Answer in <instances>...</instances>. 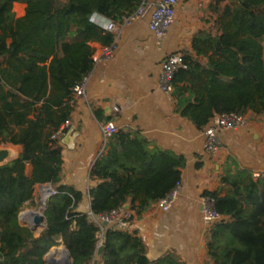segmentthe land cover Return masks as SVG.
I'll return each instance as SVG.
<instances>
[{
    "label": "trees",
    "instance_id": "1",
    "mask_svg": "<svg viewBox=\"0 0 264 264\" xmlns=\"http://www.w3.org/2000/svg\"><path fill=\"white\" fill-rule=\"evenodd\" d=\"M143 0H0V146L20 153L0 165V264H46L44 256L63 246L71 264H183L168 253L150 262L135 233L105 227L96 259L98 227L92 217L123 209L133 218L179 184L185 160L148 151L136 135L117 133L90 170L98 184L89 191L90 215L76 212L82 194L62 185V146L53 138L70 118L73 88L91 72L93 43L114 42L113 33L90 22L93 14L115 25ZM25 5L15 18L13 4ZM264 0H208L205 27L191 41L195 58L182 54L173 76L176 113L197 130L217 116L252 115L264 127ZM199 58L206 60L201 64ZM67 129L64 130V133ZM117 174V175H116ZM50 185L45 226L37 237L18 216L38 185ZM219 220L206 231L211 264H264V184L223 178L204 192ZM132 218V219H133Z\"/></svg>",
    "mask_w": 264,
    "mask_h": 264
},
{
    "label": "crops",
    "instance_id": "2",
    "mask_svg": "<svg viewBox=\"0 0 264 264\" xmlns=\"http://www.w3.org/2000/svg\"><path fill=\"white\" fill-rule=\"evenodd\" d=\"M147 1L153 4L157 0ZM207 2L179 0L174 22L162 39L155 38L148 30V15L130 24L116 25L114 50L107 59L100 57L102 47L93 43L96 60L87 78L85 94L80 97L72 94L69 103L67 130L73 127L76 133L72 147L61 143L60 138L61 183L82 194L76 212L88 215L89 191L98 184L90 178V170L98 157L106 153V146L115 134L136 135L148 151L160 149L184 158L176 197L169 209L163 212L154 204L140 218L134 217L127 230L141 238L150 262L172 253L183 264H211L205 250L209 227L202 221L203 193L218 190L223 178L238 181L248 177L256 181L258 189L264 184V127L258 120L249 114L244 117L243 127L220 131L221 148L209 154L203 149V132L215 118L205 129L197 130L176 113L171 93L168 95L159 88L161 64L169 55L181 53L196 57L191 41L197 32L209 30L204 24L208 17ZM24 9V4L14 3L15 18L22 17ZM251 9L264 12V5ZM257 42L264 54V38H258ZM199 60L201 64L206 62L204 58ZM114 107L118 109L116 112ZM109 121L115 124L116 133L104 140L101 126ZM2 147L12 149L16 157L20 153L19 146ZM50 190L53 188L47 184L35 187L32 202L26 203L18 216L21 226L32 225L28 211L38 210L42 202L47 203ZM128 209L129 203L123 207ZM44 226L45 221L32 231L34 237ZM58 247L62 251L63 246ZM54 259L60 264V257L54 256Z\"/></svg>",
    "mask_w": 264,
    "mask_h": 264
},
{
    "label": "built area",
    "instance_id": "3",
    "mask_svg": "<svg viewBox=\"0 0 264 264\" xmlns=\"http://www.w3.org/2000/svg\"><path fill=\"white\" fill-rule=\"evenodd\" d=\"M179 3V0H157L155 3L151 4L147 0L138 6V8L128 17L123 18V24H130L133 21L142 20L147 15L148 19V30L154 35L157 39H162L168 29L174 22L175 9ZM90 22L95 26L101 28L102 30L115 33L117 31L116 25L110 20L100 16L98 14H93L90 17ZM114 50V43L110 46L102 47L100 57L103 59L109 58ZM93 61L96 60V57H92ZM183 67V57L181 53H176L169 55L161 64V73L159 77V88L166 94L170 95L171 93V81L174 74ZM88 76L84 77L82 81L73 88V94L77 97L84 96L85 86ZM118 109L113 108V111L116 112ZM215 121L207 127L204 132V144L203 149L209 154L216 153L221 148V142L218 138V133L224 130H236L240 127H243L246 122L245 118L239 115H220L215 117ZM69 127V121L65 122L57 131L53 138L60 139L65 135L64 130ZM101 132L104 140L110 138L116 133L115 124L112 121L107 122L101 126ZM178 187V186H177ZM177 187L169 193L165 198L159 200L156 203V207L160 211H167L170 205L173 203L177 193ZM50 194H54L53 190H50ZM40 211L43 212L45 209L43 206H40ZM39 210V209H38ZM202 221L208 227L213 223L217 222L220 218L216 215L211 206V201L209 199L203 198L202 200ZM133 218V212L129 210H117L109 214H104L102 216L92 217V221L98 227V244L97 248L101 246L103 239V232L105 227H110L120 231H127L131 224ZM104 224H106L104 226Z\"/></svg>",
    "mask_w": 264,
    "mask_h": 264
},
{
    "label": "water",
    "instance_id": "4",
    "mask_svg": "<svg viewBox=\"0 0 264 264\" xmlns=\"http://www.w3.org/2000/svg\"><path fill=\"white\" fill-rule=\"evenodd\" d=\"M73 127H70L67 132L65 133L64 137H62L61 139V143H63L64 145L68 146L69 148H71V142L72 140L75 138L76 133H74L73 131ZM16 157V153H14V151L8 147H2L0 146V165H3L6 163V161L10 158H15ZM50 186V185H48ZM40 206H43L45 208L46 206V202H42ZM40 207L39 210H35V211H28L27 217L29 218L30 222L32 223V225H28L31 231H35L36 228L43 226V223L45 221L44 219V215L43 213L40 211ZM106 224H104L105 226ZM102 252V246L98 247L96 250V256L99 257L100 254ZM61 253L64 256V262L60 263V264H71V259H70V255L67 252V250L62 247V251ZM62 260V259H61ZM44 262L46 264H58L56 263L55 259H54V252L52 250H50L47 255H46V259L44 260Z\"/></svg>",
    "mask_w": 264,
    "mask_h": 264
},
{
    "label": "bare ground",
    "instance_id": "5",
    "mask_svg": "<svg viewBox=\"0 0 264 264\" xmlns=\"http://www.w3.org/2000/svg\"><path fill=\"white\" fill-rule=\"evenodd\" d=\"M53 251V250H52ZM54 256H56V257H60L62 260L60 261V263H63L64 261H63V259H64V256H63V254L61 253V250L60 249H56L55 251H54Z\"/></svg>",
    "mask_w": 264,
    "mask_h": 264
},
{
    "label": "rangeland",
    "instance_id": "6",
    "mask_svg": "<svg viewBox=\"0 0 264 264\" xmlns=\"http://www.w3.org/2000/svg\"><path fill=\"white\" fill-rule=\"evenodd\" d=\"M15 11H16V10H15ZM57 248L59 249V248H61V247H57ZM52 250H53V252L55 251V249H52Z\"/></svg>",
    "mask_w": 264,
    "mask_h": 264
}]
</instances>
